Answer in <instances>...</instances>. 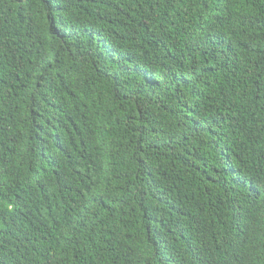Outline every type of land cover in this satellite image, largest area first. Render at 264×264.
<instances>
[{"label":"trees","instance_id":"trees-1","mask_svg":"<svg viewBox=\"0 0 264 264\" xmlns=\"http://www.w3.org/2000/svg\"><path fill=\"white\" fill-rule=\"evenodd\" d=\"M0 264H264V0H0Z\"/></svg>","mask_w":264,"mask_h":264},{"label":"snow or ice","instance_id":"snow-or-ice-1","mask_svg":"<svg viewBox=\"0 0 264 264\" xmlns=\"http://www.w3.org/2000/svg\"><path fill=\"white\" fill-rule=\"evenodd\" d=\"M50 2L54 5L55 4V0H50Z\"/></svg>","mask_w":264,"mask_h":264}]
</instances>
